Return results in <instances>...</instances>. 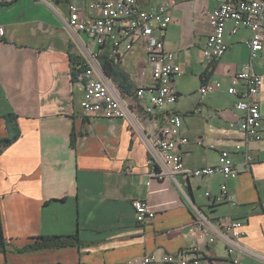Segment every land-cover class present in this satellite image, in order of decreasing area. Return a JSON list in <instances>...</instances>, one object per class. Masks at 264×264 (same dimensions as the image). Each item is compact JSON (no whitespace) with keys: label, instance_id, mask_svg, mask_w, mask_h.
Listing matches in <instances>:
<instances>
[{"label":"crops","instance_id":"crops-1","mask_svg":"<svg viewBox=\"0 0 264 264\" xmlns=\"http://www.w3.org/2000/svg\"><path fill=\"white\" fill-rule=\"evenodd\" d=\"M164 1L137 3L146 11ZM174 1L173 22L162 33L165 49L176 55L182 70L173 83L178 95L174 110L183 119L179 138L187 144L178 152L185 167L202 169L215 167L220 152L227 150L237 177L226 182L220 174L155 177L147 139L154 137L158 116L141 113L136 126L91 116L82 108L84 86L77 81L81 58L66 28L69 0H0L5 32L0 37V140L9 136L10 116L20 131L0 155V264H144L147 257L155 258L149 264H171L163 258L188 252L194 242L198 256L208 263L235 264L224 244L211 245L199 236L193 206L217 226L230 219L242 221L243 244L264 256V142L246 144L244 134L230 128L244 116L228 88L250 60L251 31L242 28L232 34L234 23L229 21L227 52L209 65L203 56L209 15L227 0ZM78 38L110 53L107 45L94 46L84 33ZM118 66L136 91L151 85L144 43L134 44ZM253 69L263 77L258 102L264 117V51ZM214 81L222 88L201 98V86ZM237 88L245 90L243 85ZM136 91L130 100L136 99ZM237 145L242 149L237 151ZM247 156L252 160L248 166ZM225 183L238 203L235 207L206 197L217 196ZM136 200H145L155 213L145 226L135 220ZM51 236H63L67 245L17 251ZM239 258V264H264Z\"/></svg>","mask_w":264,"mask_h":264},{"label":"built area","instance_id":"built-area-1","mask_svg":"<svg viewBox=\"0 0 264 264\" xmlns=\"http://www.w3.org/2000/svg\"><path fill=\"white\" fill-rule=\"evenodd\" d=\"M69 19L67 30L77 47L81 73L77 81L84 86L82 108L91 116L105 119L128 120L138 125L141 113L146 116H158L156 132L153 138L147 139L149 148V163L157 173L155 177L168 178L175 173H182L187 178L209 177L220 174L225 182L235 179L238 175L236 166L230 159L231 153L227 150L220 152L218 164L202 169L185 167L180 145L187 144V140L179 138L183 124L181 115L174 110L178 103V95L173 88L175 79L181 77V67L175 62L177 57L164 47L162 32L173 22L172 14L175 8L174 0H166L151 10H141L137 0H69ZM233 21L237 34L242 28L251 31V39L247 41L250 51L249 62L243 63L241 70L236 74L233 85L228 88L231 96H237L235 108L244 113L238 123L230 125L244 134L245 143L264 142V117L258 102L263 77L253 69V63L259 53L264 51V0H227L216 8L210 15V27L203 56L209 65L219 62L229 47L225 31L227 23ZM155 32L159 36L155 37ZM4 28L0 27V37L4 36ZM80 33L86 34L94 46L101 48L106 45L110 48L112 58L120 61L125 53H129L136 43H144L147 54V63L152 68V83L135 92V100L123 97L119 88L106 76L100 57L103 51L98 52L85 41L78 38ZM243 85L245 90L239 91ZM222 88L219 82L203 84L199 89V96L205 98L208 94ZM161 117V118H160ZM242 149L241 145L236 150ZM249 156L245 157V165L251 163ZM206 197L212 198L215 203L227 202L235 207L236 199L228 191L226 183L221 192L213 197L210 193ZM135 220L138 225L145 226L152 222L155 213L145 200L133 201ZM192 205V204H191ZM193 206V205H192ZM198 215L199 236L211 245L224 244L230 257L235 256V264L240 263V256L264 261V256L249 250L243 239L246 235L245 225L236 219L227 220L220 225H214L206 216L202 215L195 206ZM199 246L194 242L189 251L179 252L176 255H167L165 263L171 264H211L198 256ZM190 253H194L191 256ZM155 258H146L144 264L153 262Z\"/></svg>","mask_w":264,"mask_h":264},{"label":"trees","instance_id":"trees-1","mask_svg":"<svg viewBox=\"0 0 264 264\" xmlns=\"http://www.w3.org/2000/svg\"><path fill=\"white\" fill-rule=\"evenodd\" d=\"M233 1H237V0H233ZM100 61L106 73V76L109 79H111L114 84L117 85L121 95L123 97H132L134 95V91H136V88L134 84L130 82L129 78L127 77V74L119 68L118 66L119 61L116 60L115 58H112L110 54H106V53H103L101 55ZM80 73L81 70H79V74ZM8 129H9V136L5 139L0 140V155L7 147L12 145L19 138L20 131L17 127L15 117L10 116L8 118ZM72 145L73 147L75 146L74 138L72 139ZM73 238L77 239L76 236H74ZM66 245L67 244L64 242L63 236L42 237L40 239L37 238L36 240H34L33 244L28 245L24 248L22 247L17 251L24 254V253L34 252L38 250L41 251L50 248L58 249Z\"/></svg>","mask_w":264,"mask_h":264}]
</instances>
